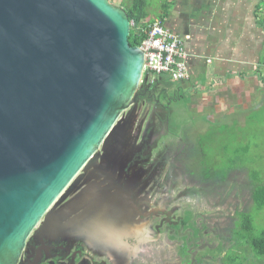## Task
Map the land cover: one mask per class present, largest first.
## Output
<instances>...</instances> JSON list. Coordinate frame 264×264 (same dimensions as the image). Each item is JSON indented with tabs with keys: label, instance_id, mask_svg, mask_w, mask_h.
Wrapping results in <instances>:
<instances>
[{
	"label": "water",
	"instance_id": "water-1",
	"mask_svg": "<svg viewBox=\"0 0 264 264\" xmlns=\"http://www.w3.org/2000/svg\"><path fill=\"white\" fill-rule=\"evenodd\" d=\"M130 31L108 0H0V264H19L80 175L104 177L121 153L144 83Z\"/></svg>",
	"mask_w": 264,
	"mask_h": 264
},
{
	"label": "rangeland",
	"instance_id": "rangeland-1",
	"mask_svg": "<svg viewBox=\"0 0 264 264\" xmlns=\"http://www.w3.org/2000/svg\"><path fill=\"white\" fill-rule=\"evenodd\" d=\"M127 1L111 0L110 3L122 9ZM167 1L147 0L146 16L158 18ZM259 21L264 23V4L259 11ZM260 38L264 43V34L259 33ZM260 56L259 90H253L251 82L238 91L224 84L222 88H225L223 92L228 101L208 96L207 101H198L200 104L195 103L191 109L193 91H180L168 79L163 85L154 87V100L160 106L141 102L125 114H130V121L123 145L117 151L122 154L135 151L140 146L137 135L147 132L146 138L151 136L147 143L150 150L147 153L150 156L148 174L145 171L142 182L147 184L146 193L152 201V209L154 205L167 204L163 214L152 217L151 232L146 234L150 241L136 244L141 262L264 264V257L255 258L246 243L264 232V209L258 213L250 203L255 187L254 172L259 173V185H264V48ZM149 78L156 83L157 77ZM146 85L149 84H141ZM211 90L216 92L215 87ZM214 98H217L218 107ZM200 153L205 176L213 179L214 173L219 174L216 184L195 180L192 171H188L187 160ZM118 154L106 163L110 172ZM99 163L105 164L100 159ZM113 198L120 199L116 194ZM167 213L170 214L169 222L164 217ZM241 214L254 217L253 230L245 233L240 230L238 236L233 237L232 230L238 227ZM143 222L136 219V239L144 236ZM182 246L190 248L189 255L179 253Z\"/></svg>",
	"mask_w": 264,
	"mask_h": 264
},
{
	"label": "flooded vegetation",
	"instance_id": "flooded-vegetation-1",
	"mask_svg": "<svg viewBox=\"0 0 264 264\" xmlns=\"http://www.w3.org/2000/svg\"><path fill=\"white\" fill-rule=\"evenodd\" d=\"M153 84L143 86L138 103L154 102L160 106L154 100ZM145 133L136 137L138 140L140 136L139 148L116 156L111 172L104 168V177L100 178L97 172L91 176L94 168L80 175L66 197L35 228L19 264H151L138 259L141 252L136 244L150 241L146 234L151 232L152 217L163 214L167 204L154 205L152 209L147 184L142 182L150 162L147 143L151 136L147 139ZM120 189L126 199L115 200L113 195ZM110 217L115 220L110 221ZM164 217L169 222L170 214ZM136 219L144 221V236L139 239ZM179 253L189 255L190 248L182 246Z\"/></svg>",
	"mask_w": 264,
	"mask_h": 264
},
{
	"label": "crops",
	"instance_id": "crops-1",
	"mask_svg": "<svg viewBox=\"0 0 264 264\" xmlns=\"http://www.w3.org/2000/svg\"><path fill=\"white\" fill-rule=\"evenodd\" d=\"M263 4L264 0H169L162 5L158 18L144 20L143 23L149 26L162 19L169 32L188 38L186 51L190 79L171 83L180 91H193L191 109L195 103L200 104L198 101H207L208 96L228 101L223 92L225 88H222L224 84L238 91L247 88L251 82L250 87L259 90L260 53L264 48L263 39H259V33L264 34L259 11ZM168 79L160 76L154 81L163 85ZM148 83H151L150 78ZM212 87L216 92L211 90ZM213 100L217 104V98Z\"/></svg>",
	"mask_w": 264,
	"mask_h": 264
},
{
	"label": "trees",
	"instance_id": "trees-1",
	"mask_svg": "<svg viewBox=\"0 0 264 264\" xmlns=\"http://www.w3.org/2000/svg\"><path fill=\"white\" fill-rule=\"evenodd\" d=\"M109 2L111 0H108ZM148 8L147 0H128L127 3L124 4L122 9L127 13L130 24L131 31L129 42L131 47H139L141 46L142 41L147 36L148 24L143 23L147 18L146 11ZM163 21L162 19H158ZM149 75H144V83H148ZM157 85V81L153 84V87ZM153 93V91H152ZM227 149V147H226ZM227 151V150H226ZM188 161V171H192L193 177L195 180H203V182H207L209 185L216 184V179L219 177L218 173H214L212 176L213 179H209L205 176L204 164L202 163V155L201 153L194 157H189ZM259 173H253V179L255 182V187L251 192L250 203L253 204L256 212H261L264 209V185H259ZM205 179V180H204ZM238 221V227L232 230L233 237L238 236L237 234L241 230V233L252 232L254 217L248 214H241ZM240 221V222H239ZM249 245L250 250L252 251V255L255 258L264 257V232L258 238H252L249 241H246Z\"/></svg>",
	"mask_w": 264,
	"mask_h": 264
},
{
	"label": "built area",
	"instance_id": "built-area-1",
	"mask_svg": "<svg viewBox=\"0 0 264 264\" xmlns=\"http://www.w3.org/2000/svg\"><path fill=\"white\" fill-rule=\"evenodd\" d=\"M187 39L169 32L163 21H153L148 26L146 38L138 47L144 54L143 75L151 78L166 76L175 83L188 81Z\"/></svg>",
	"mask_w": 264,
	"mask_h": 264
}]
</instances>
